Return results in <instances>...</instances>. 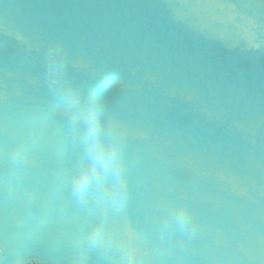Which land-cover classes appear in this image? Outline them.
Segmentation results:
<instances>
[{
  "label": "water",
  "instance_id": "water-1",
  "mask_svg": "<svg viewBox=\"0 0 264 264\" xmlns=\"http://www.w3.org/2000/svg\"><path fill=\"white\" fill-rule=\"evenodd\" d=\"M0 15L83 92L117 77L105 120L171 264H264V0H0ZM177 205L194 233L161 231Z\"/></svg>",
  "mask_w": 264,
  "mask_h": 264
},
{
  "label": "trees",
  "instance_id": "trees-1",
  "mask_svg": "<svg viewBox=\"0 0 264 264\" xmlns=\"http://www.w3.org/2000/svg\"><path fill=\"white\" fill-rule=\"evenodd\" d=\"M9 53L29 56L49 77V91L57 97L46 116L33 115L26 120L28 126L53 133L59 139L62 173H53L54 184L44 200L31 165L49 166L47 151L42 144L26 148L10 142L11 133L0 124V264H72L80 251H88L90 259L96 250L87 249L86 234L89 225L98 216L76 211L71 214L68 170L77 154L72 122L64 113L56 91L50 84V65L38 57V52L0 15V59ZM61 73L69 78L63 68ZM101 82L95 90L104 103L118 91L117 77L107 69L101 71ZM0 106L7 103L0 98ZM25 149L22 157L13 164L12 154L17 146ZM140 223L145 224L140 214ZM79 225L80 236L71 256L59 227ZM158 247L159 244L156 241ZM163 256L166 254L163 252Z\"/></svg>",
  "mask_w": 264,
  "mask_h": 264
},
{
  "label": "clouds",
  "instance_id": "clouds-1",
  "mask_svg": "<svg viewBox=\"0 0 264 264\" xmlns=\"http://www.w3.org/2000/svg\"><path fill=\"white\" fill-rule=\"evenodd\" d=\"M60 59L59 52L50 49V84L72 122L73 134L82 152V159L69 178L70 191L78 203L83 204L91 197L102 208L88 227L87 249L102 251L108 264H138L131 247V242L136 239L134 231L129 228L124 233L117 232L108 220V209L125 208L130 195L123 135L116 131L115 124L105 120L104 102L95 89L85 93L79 84L61 73ZM24 151L22 145L16 147L12 154L13 164ZM169 224L186 228L190 234L195 230V223L184 205L169 210L161 223V231ZM72 264L94 262L85 250L74 256Z\"/></svg>",
  "mask_w": 264,
  "mask_h": 264
},
{
  "label": "built area",
  "instance_id": "built-area-1",
  "mask_svg": "<svg viewBox=\"0 0 264 264\" xmlns=\"http://www.w3.org/2000/svg\"><path fill=\"white\" fill-rule=\"evenodd\" d=\"M100 82H101V77L99 75H96L94 78L91 79L90 83L88 84L86 88V92L89 89L96 90ZM29 85L30 84L25 82V80L21 81L14 76L11 77V75L9 76V78H7V77H3V75L0 74V98H3V100L7 102V106H2V109L12 119H14V121L19 123L27 133L31 134V137L35 141L42 144L46 148L51 158V165L48 168L49 171L52 173H62L63 166L61 160L59 139L56 137V135L53 133L44 132L33 126H28L26 120H30V118L28 119L27 113L23 112L22 110L15 109L13 106H11L8 103L9 95L20 96L21 98H23L25 95V91L29 89ZM109 109H110L109 102L104 103L105 112H108ZM81 159H82V152L81 149L79 148V145L77 144V154L73 156V165L70 166L68 170L69 178L71 176L73 169L76 167V165L80 162ZM71 194L72 193L70 191V197ZM87 203L89 208L84 210L81 209L82 210L81 215L89 213V214H96L99 216L102 211V208L99 206V204L97 203V205H95L92 203V201H88V200ZM78 204L80 205V203ZM108 212H111L118 222L117 232L124 233L129 228H131L134 231L136 239L131 242V247L135 252V256L138 264H146L147 261L142 254L139 244L140 243L143 244V242L146 240L149 241L145 232L146 230L147 232L150 230L147 225L140 223L139 215L141 214V212L138 203L130 194L128 203L125 206V208L123 209L109 208ZM70 254L71 256L73 255V253Z\"/></svg>",
  "mask_w": 264,
  "mask_h": 264
},
{
  "label": "crops",
  "instance_id": "crops-1",
  "mask_svg": "<svg viewBox=\"0 0 264 264\" xmlns=\"http://www.w3.org/2000/svg\"><path fill=\"white\" fill-rule=\"evenodd\" d=\"M9 56L12 57L11 58L12 61H14V62L17 61V62H15L16 64L19 62V64H17L18 67H16L17 65H13L15 68L14 69V73H15L14 77L18 78L21 81L22 80L24 81L26 79L25 82L30 84L29 89H27L25 91V95L23 98H21L20 96L9 95L8 98H9V100L12 101V102L11 101L10 102L14 103L19 108V110H23L24 112L25 111L30 112L31 113L30 115H32V116L33 115H36L38 117L46 116L49 112L50 105L55 104L57 101V97L49 91V77H48L47 73L37 63H35L32 59L30 61L28 56L20 55L18 53H9L3 58L7 59V57H9ZM11 76H13V75H11ZM26 136H28V135L26 134ZM28 138L30 139V140L26 141L27 145H29L28 148H32L35 145L40 144L37 141L33 140L32 137L28 136ZM47 156H48V160H49V164H50L51 158H50L48 152H47ZM49 166L46 167L43 165H38V166L31 165L30 167H31V170L33 173H36V171H37L38 173L41 174L44 171H46V172L49 171V169H48ZM48 174H49L51 179H49ZM48 174H46V178H47L49 184H47L48 188L46 190V193L43 191V186H40V184L37 180L38 174L37 175L34 174L36 177L38 186L40 188V191L43 195L44 200H46L48 198L49 193H50V191L53 187V184H54L53 173L49 171ZM85 215L86 214H84L82 216L84 217ZM114 220L116 221V223L118 225V222H117L115 217H114ZM66 226H67V229H64V227L63 228L59 227L58 233L61 236V238L65 241L66 246L68 248V251L70 253L74 254V250L77 246L79 236H80V226L79 225H72V226L66 225ZM68 226L71 228L72 231H67ZM75 229H78V231H77V232H79L78 235L75 234V231H76ZM116 230H117V226H116ZM145 233L149 239L151 234H149V232L147 233V230ZM153 241H155V243H156L155 238H153ZM139 247H140L142 254L144 256V249H143V246L141 243L139 244ZM145 257L146 256H144V258ZM91 260L94 262H95V260H97V262H99V264H108L107 256L100 250H96L94 252ZM146 261H147L146 264H153L152 262H150V259L146 260Z\"/></svg>",
  "mask_w": 264,
  "mask_h": 264
},
{
  "label": "rangeland",
  "instance_id": "rangeland-1",
  "mask_svg": "<svg viewBox=\"0 0 264 264\" xmlns=\"http://www.w3.org/2000/svg\"><path fill=\"white\" fill-rule=\"evenodd\" d=\"M25 56H27V55H25ZM11 58L12 57H7V59H5V58H1L0 59V74L1 75H3V77H7V78H9V76L10 75H13V76H15V73H14V66L13 65H17V64H19V62L16 64L15 62H17V61H12L11 60ZM27 58V57H26ZM25 58V59H26ZM28 58L30 59V61H31V58L28 56ZM21 60V59H20ZM11 66V67H10ZM16 67H18V65L16 66ZM13 68V69H12ZM17 69V68H16ZM28 71V70H27ZM7 74V75H6ZM13 76H11V77H13ZM99 76L100 77H102L101 76V74H99ZM26 80V79H25ZM23 81V80H22ZM1 99H3V98H1ZM8 100H9V98H8ZM6 102V101H5ZM7 103V102H6ZM11 105V104H10ZM23 111V110H22ZM24 112V111H23ZM25 113H27V116H28V119L30 118L31 119V117H32V115H30L31 113L30 112H28V111H25ZM0 124H2L4 127H6V129L11 133V140H10V142L12 143V142H15V143H20V144H22V145H25V147L28 149V146L29 145H27V143H26V141L27 140H30L29 138H28V136H30L31 137V134H29V133H27L26 131H25V129L19 124V123H17L16 121H14V119H12L3 109H2V106H0ZM26 134L28 135V136H26ZM33 139V138H32ZM34 140V139H33ZM32 140V141H33ZM51 164V163H50ZM33 169V168H32ZM35 170V169H34ZM45 172V173H44ZM44 172H42L41 174L40 173H38L37 171H36V173H34L35 175H37L38 174V176H37V180H38V182H39V184H40V186H43V191L46 193V190H47V184H49L48 183V180H47V178H46V174H48L49 173V171H44ZM48 176H49V174H48ZM49 179H51L50 178V176H49ZM50 181V180H49ZM71 208H72V210H71V214H74L76 211H78V212H80V213H82V210L81 209H87V208H89V206H88V203H87V201L85 202V203H83V204H81L80 203V205L78 204V202L77 201H75V199H74V197H73V195L71 194ZM88 201H92V203L93 204H95V205H97V202L93 199V198H89L88 199ZM80 207H79V206ZM108 220H109V223L112 225V227L116 230V226H117V230H118V225H117V223H116V221L114 220V217H113V214L111 213V212H108ZM63 228V227H62ZM64 229H67V226L65 225L64 226ZM76 230V231H75ZM74 231H75V234L76 235H78V233L79 232H77L78 231V229H75ZM116 230V231H117ZM150 230V229H149ZM67 231H72L71 230V228L68 226V230ZM149 232V234H151V236L149 237V241H144L143 242V244H142V246H143V249H144V256H146L145 257V259L146 260H149L150 259V262H152L153 264H171L170 263V261H169V259L168 258H166L165 256H163V250L161 249V247H157V245H156V243H155V241H153V238H154V236H153V234H152V232L151 231H148ZM147 232V233H148ZM146 253V254H145ZM160 259H159V258ZM107 261H108V258H107ZM94 262V261H93ZM94 264H99V262H97V260H95V262H94Z\"/></svg>",
  "mask_w": 264,
  "mask_h": 264
},
{
  "label": "bare ground",
  "instance_id": "bare-ground-1",
  "mask_svg": "<svg viewBox=\"0 0 264 264\" xmlns=\"http://www.w3.org/2000/svg\"><path fill=\"white\" fill-rule=\"evenodd\" d=\"M10 101L11 100H8V103L11 104V106H13L15 109H18L19 110V108L14 103H11L12 101L11 102Z\"/></svg>",
  "mask_w": 264,
  "mask_h": 264
}]
</instances>
